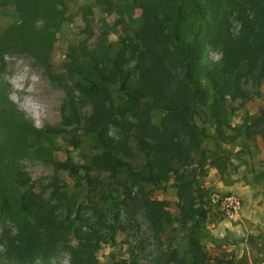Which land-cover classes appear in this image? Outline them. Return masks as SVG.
Segmentation results:
<instances>
[{"label":"rangeland","instance_id":"1","mask_svg":"<svg viewBox=\"0 0 264 264\" xmlns=\"http://www.w3.org/2000/svg\"><path fill=\"white\" fill-rule=\"evenodd\" d=\"M147 1L168 15L179 0ZM244 1L230 4L234 31L239 18L249 12ZM41 4L46 10L39 12ZM140 4V0H0V264L70 262L61 243L46 258L24 260L13 254L11 245L22 219L10 189L15 180L17 190L31 191L44 202L32 206L29 224L37 223L34 214L45 209L57 222L91 233L96 264H224L227 260L264 264L260 59L250 70L247 61L239 68L245 96L226 93L220 102L226 111L221 130L193 97L187 101L189 107L171 114L162 108L149 111L151 125L160 131L169 128L182 149L171 164L169 179L160 186L135 182L123 170L114 176L94 164L103 149L87 123L92 106L80 91L77 71L92 62L91 54L107 59L118 48L130 52L135 47L142 25ZM209 53L218 57L217 51ZM134 65L131 57L124 68L134 71ZM193 71L210 88L202 67L196 65ZM112 99L115 108L127 104L123 97L112 95ZM127 119L135 121L130 114ZM119 132L118 125H108L110 136ZM130 145L134 148L135 141ZM68 155L88 168L82 166L76 175L56 168L55 162ZM120 156L136 170H146L144 152ZM132 197L165 200L168 218L163 226L150 222L139 206L126 208ZM225 197L237 199L239 206L226 210L221 205ZM104 218L113 223L114 232L99 227ZM95 227L100 229L94 235ZM194 234L198 246L190 241ZM67 241L74 244L76 238L72 234Z\"/></svg>","mask_w":264,"mask_h":264},{"label":"trees","instance_id":"2","mask_svg":"<svg viewBox=\"0 0 264 264\" xmlns=\"http://www.w3.org/2000/svg\"><path fill=\"white\" fill-rule=\"evenodd\" d=\"M140 2L142 25L136 33L139 42L130 48L131 53L122 47L107 59L98 60L91 54L92 62L88 61L77 71L78 85L92 106L87 123L103 149L94 157V164L111 175L117 176L123 170L125 176L135 182L160 186L169 179L171 164L182 149L169 128L160 131L151 125L149 111L162 108L171 114L181 107H189L187 101L193 97L221 130L226 111L220 102L225 94L233 98L245 96L240 88L241 64L247 61L250 70L260 59L264 73V0L244 1L249 12L239 18L237 31L232 29L230 19V4L234 0H179L174 12L168 15L161 14L147 0ZM43 5L39 12L46 10L47 3ZM211 50L218 52L217 58L210 55ZM131 57L135 58L134 71L124 68ZM196 65L202 67L203 77L210 82V99L209 89L195 78L193 67ZM112 95L123 97L126 106L115 108ZM128 114L135 121H129ZM110 123L120 127L117 135L108 134ZM151 132L155 136L152 137ZM131 140L135 141L134 148ZM135 150L147 155L146 170H136L120 156L131 158ZM55 166L76 175L83 165H77L68 155L65 160L56 161ZM16 182L10 184V189L16 195L22 219L11 245L13 254L24 260L41 255L46 258L48 252L61 243L70 254L69 264H96L91 233L82 234L80 228L71 229L63 221L57 222L45 209L34 214L37 223L29 224L32 206L44 202L31 191L17 190ZM129 206L143 208L145 217L159 227L168 218L164 211L165 200L132 197L126 208ZM92 210L96 213L94 207ZM200 213L203 221L205 212L201 209ZM105 220L99 221L102 224L99 227L114 232L113 223ZM99 227H95L92 234H98ZM47 231L48 236L43 237ZM72 234L76 238L74 244L67 241ZM190 241L198 246L197 234L190 235ZM224 264L234 262L227 260Z\"/></svg>","mask_w":264,"mask_h":264},{"label":"built area","instance_id":"3","mask_svg":"<svg viewBox=\"0 0 264 264\" xmlns=\"http://www.w3.org/2000/svg\"><path fill=\"white\" fill-rule=\"evenodd\" d=\"M222 207L226 210L236 209L239 206V201L237 199H233V197H225L221 202Z\"/></svg>","mask_w":264,"mask_h":264},{"label":"bare ground","instance_id":"4","mask_svg":"<svg viewBox=\"0 0 264 264\" xmlns=\"http://www.w3.org/2000/svg\"><path fill=\"white\" fill-rule=\"evenodd\" d=\"M20 80H21V79H20ZM18 82H19V81H18ZM14 83H15V82H14ZM34 83H35V82H34ZM35 84H37V83H35ZM31 93H32V95H35V93H36V92H35V89H33ZM32 95H31V96H32ZM29 99H32V98H29ZM34 99H37V98L34 96Z\"/></svg>","mask_w":264,"mask_h":264}]
</instances>
